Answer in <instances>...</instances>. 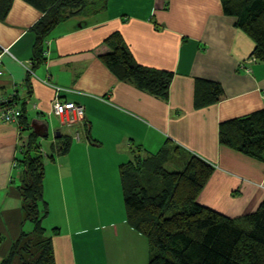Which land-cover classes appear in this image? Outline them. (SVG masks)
<instances>
[{
  "label": "crops",
  "instance_id": "obj_1",
  "mask_svg": "<svg viewBox=\"0 0 264 264\" xmlns=\"http://www.w3.org/2000/svg\"><path fill=\"white\" fill-rule=\"evenodd\" d=\"M43 15L40 7L26 0H12L7 13L0 14V47L8 49L0 61V262L22 239V232L33 229L22 224L18 186L20 160L34 133V118L46 121V137L51 135L50 153L41 147L45 137L37 135L36 140L44 163L48 218L50 207L58 205L63 209L62 222L97 220L91 225L53 221L43 225L45 235L52 237L56 264H82L81 257L93 249V242L105 257L113 256V264H146L149 259L146 239L126 222L115 156L106 159L111 165L108 175L101 169L105 162L98 163L93 156L94 148L103 147L102 140L111 138L106 135L113 130L121 135L131 159L132 145L154 153L151 150L167 144L183 152L185 159L196 154L210 162L215 170L198 198L202 205L230 217L257 209L264 199V162L220 145L218 128L223 120L264 107V61L251 57L254 42L236 26L233 16L223 12L220 0H105L103 8L61 20L47 36L38 63L32 27ZM113 33L122 37L137 64L173 72L166 99L119 79L100 60L99 54L108 50L104 41ZM207 81L219 83L223 95L217 102L203 104L198 95ZM15 94L17 109L20 102L26 104L29 127L19 119H2L3 100ZM55 98L81 105L82 119L62 123L52 110ZM77 123L88 140L73 130L68 150L59 155L67 143L59 140L66 135L62 127L70 129ZM73 148L84 156L71 157ZM84 166L89 181L85 208L90 207L85 213L91 217L78 220L83 197L68 210L64 196L87 179Z\"/></svg>",
  "mask_w": 264,
  "mask_h": 264
},
{
  "label": "trees",
  "instance_id": "obj_2",
  "mask_svg": "<svg viewBox=\"0 0 264 264\" xmlns=\"http://www.w3.org/2000/svg\"><path fill=\"white\" fill-rule=\"evenodd\" d=\"M44 14L32 27L35 33L33 56L43 60V47L49 33L64 18L87 9L105 6V0H26ZM223 12L236 19V26L255 44L251 57L264 61V0H220ZM12 0H0V12L6 14ZM0 13V14H1ZM108 50L100 60L119 78L133 82L152 95L166 99L173 72L137 64L122 37L113 33L105 41ZM199 94V91L197 92ZM223 91L219 83L207 81L199 98L203 104L217 102ZM19 104L15 94L3 105ZM25 103L20 102V124L29 127ZM59 150H68L70 139ZM38 139L32 134L20 160L19 194L23 221L33 229L22 232L0 264H56L52 237L45 235L42 220L48 213L43 198L44 163ZM218 141L241 154L264 162V107L219 123ZM134 148V157L119 165L122 196L127 224L143 236L149 246L146 264H264V199L254 211L230 217L207 206L198 198L214 173L215 167L196 154L185 167L168 171L163 167L166 150L145 154ZM160 180V188L150 191L144 180ZM42 202V206L39 203ZM56 230V229H54ZM57 233V231H56ZM55 233V234H56ZM24 237L26 240H24ZM1 241V239H0ZM24 244L22 253L15 250Z\"/></svg>",
  "mask_w": 264,
  "mask_h": 264
},
{
  "label": "rangeland",
  "instance_id": "obj_3",
  "mask_svg": "<svg viewBox=\"0 0 264 264\" xmlns=\"http://www.w3.org/2000/svg\"><path fill=\"white\" fill-rule=\"evenodd\" d=\"M76 125H78V123L75 124L70 129H68V127H66V126L62 127L61 131H63L64 134L68 135V137L66 139H70V141H72L73 138H72L71 132L73 130H77V131L82 133V137H85V139L88 140V138L86 136V132L82 131L80 128H76ZM97 129H98V133L102 132V134H103V130L102 131L99 130V126ZM106 136L108 138L109 137H111V138L103 139L102 140L103 147L99 146L100 144L97 145L94 148V155L93 156H95L94 159H98V163H100L101 161L105 162V165H102L101 169H102V171H106V175H108L109 171L111 170V165H109V163H107L106 159H111L110 156L114 155L115 156V159H114L115 163L116 164L118 163L115 168H116V171L118 172V175H119V165L124 163V162L128 163V161L132 160L133 158L131 159V157H129V155H128L129 153H127L126 148L123 146L124 143L122 142L121 135L118 134L117 131L113 130V134H111L109 136L106 135ZM114 137H115V139H114ZM41 139H42L41 140L42 149L46 150L45 153H50L52 150V146L50 145L51 135L48 137H45V138H41ZM59 140H65V136ZM116 142H118V144H116ZM156 143H158V139H157ZM72 144L74 145V143H72ZM134 148H135V146L132 145V149H134ZM163 148H164V150H166L165 153H166V157H167V159L165 161H163V164H162L163 167L168 171L182 170L185 167L186 162L188 161L189 158L185 159L184 158L185 154L183 152H176L173 147H171L170 145H167V144H163L162 147H160L159 149H154L151 151L154 153H157V152L159 153V151ZM59 150H58V154L62 155V153H60ZM155 150H157V151H155ZM143 153L153 154V153H147V152H143ZM59 155H56V156H59ZM71 155H72L71 157L78 158V159L81 158L82 156H84V154H82V152H80V151H78V149H74V148L71 150ZM132 161L134 162L135 160H132ZM86 169L87 168L84 166V176L87 178L88 173L85 172ZM44 176H45V174H44ZM159 180H160L159 178H157V180H155V179L144 180L143 183L150 191H153L155 188H158V189L160 188L161 184H160ZM43 184H44V181H43ZM88 185H89V181L87 178L85 181L80 183V188L74 189V186H72L71 189H68V191L70 193V194H67L68 197L64 196V199L68 202V210H71L78 203V201L83 197L84 207L82 208V210H83L82 213L76 215L78 220L80 219L81 216H83L84 219H85V217H91V214L85 213V210L90 209L89 206L85 208L86 203H87V199H88V198H85L86 189H87ZM80 190L83 192V195H77L80 192ZM61 201H62V199H61ZM39 205L42 206V202H40ZM62 210H63L62 207L60 209L58 205L51 206L50 207V216L48 218V216L46 214V216L42 220V225H51L50 224L51 221H53L54 223L61 224V225H79V224L80 225H83V224L84 225H91L97 221V220H93L92 222L89 223V221L84 220L82 223H79L77 221H74V223H73L72 219H69L67 222H62L59 218ZM94 219H96V217H94ZM100 222H102V220H99V223ZM26 223H28L29 225H32V223L29 221H27ZM99 225H101V224H99ZM98 234H101V231L98 232ZM23 245L24 244L17 246V248L15 250H19L22 253L21 248L23 247ZM91 247L93 248L91 251H89V252L84 251V254L81 257L82 264H104L106 261H108V264L111 263L110 260L112 261L113 256H109L108 258L105 257L103 255V253L101 252V248L95 242H93L91 244ZM115 261H116V259H115ZM111 264H113V263H111Z\"/></svg>",
  "mask_w": 264,
  "mask_h": 264
},
{
  "label": "built area",
  "instance_id": "obj_4",
  "mask_svg": "<svg viewBox=\"0 0 264 264\" xmlns=\"http://www.w3.org/2000/svg\"><path fill=\"white\" fill-rule=\"evenodd\" d=\"M8 52L7 48H2L0 49V59L3 56L4 53ZM253 60V58L251 59ZM14 96V95H13ZM13 96L11 97H7L6 99L3 100V102H7L9 99H11ZM52 105H53V112L54 114H56L57 116H59L60 120L62 123H73L79 119H82V114H83V107L81 105H77L75 104L73 101H67V102H63L61 101L59 98H55L52 101ZM21 112L19 109L13 108V106H7V105H3L2 108V119L6 122H18V118L20 117ZM74 137L76 139H78L79 133L76 132L74 134Z\"/></svg>",
  "mask_w": 264,
  "mask_h": 264
},
{
  "label": "water",
  "instance_id": "obj_5",
  "mask_svg": "<svg viewBox=\"0 0 264 264\" xmlns=\"http://www.w3.org/2000/svg\"><path fill=\"white\" fill-rule=\"evenodd\" d=\"M31 127L36 135L46 137L48 135V123L46 121L34 118L31 121ZM59 135V133H57Z\"/></svg>",
  "mask_w": 264,
  "mask_h": 264
},
{
  "label": "bare ground",
  "instance_id": "obj_6",
  "mask_svg": "<svg viewBox=\"0 0 264 264\" xmlns=\"http://www.w3.org/2000/svg\"><path fill=\"white\" fill-rule=\"evenodd\" d=\"M0 48L2 49V47H0ZM3 48H4V47H3ZM4 54H5V53H4ZM4 54H3V55H4ZM1 58H2V57H1ZM0 61H1V59H0ZM51 106H52V108H53V105H51Z\"/></svg>",
  "mask_w": 264,
  "mask_h": 264
}]
</instances>
